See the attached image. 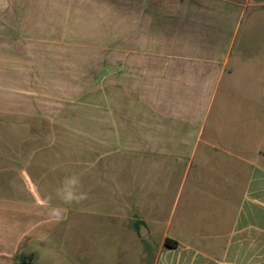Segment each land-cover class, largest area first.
<instances>
[{"label":"crops","instance_id":"1","mask_svg":"<svg viewBox=\"0 0 264 264\" xmlns=\"http://www.w3.org/2000/svg\"><path fill=\"white\" fill-rule=\"evenodd\" d=\"M114 1L116 30L103 32L85 75L36 64L41 86L51 71L52 83L74 89L51 100L42 89L12 98L13 86L27 82H13L4 37L0 93L9 97L0 111L36 104L56 118L60 106L84 104V152L98 145V172L75 183L85 196L92 191L99 209L77 211L112 221L116 248L126 231L144 252L158 237L150 264H264V0ZM88 7L102 17L109 4ZM104 219L97 228L84 223L86 264L103 259L104 240L98 246L93 232H106Z\"/></svg>","mask_w":264,"mask_h":264},{"label":"rangeland","instance_id":"2","mask_svg":"<svg viewBox=\"0 0 264 264\" xmlns=\"http://www.w3.org/2000/svg\"><path fill=\"white\" fill-rule=\"evenodd\" d=\"M114 2L108 0L109 7L102 9L100 17L98 8L88 7L89 0H0V44L4 37L10 38L5 43L11 47L12 80L27 82L13 86L12 98L39 96L42 89L43 97L51 100L73 91L60 85L61 81L60 86L52 83L51 71L43 72L50 81L43 80L41 86L42 72L36 64L59 65L65 74L75 70L85 75L82 65L98 60L95 54L105 43L100 39L103 32L110 37L116 30ZM99 18L108 23L90 22ZM114 42L108 40V47ZM2 73L1 82L8 86L9 73ZM8 97L0 93V100ZM21 105L24 108L0 111V264H86L84 223L95 228L104 218L77 211L99 209L92 191L85 196L82 186L75 183V179L88 178L90 171L98 172V145L93 144L97 151L84 152L90 143L84 127L85 106L62 105L60 115L53 118L51 108L41 112L36 104ZM86 162H96L95 170H89ZM104 222L106 232H93L96 243L104 240L99 249L103 259L94 255L93 264L151 263L158 237L148 240L153 248L144 252L133 234L125 231L123 247L116 248L119 231L110 228L112 221ZM78 241L79 248H73L72 243Z\"/></svg>","mask_w":264,"mask_h":264},{"label":"trees","instance_id":"3","mask_svg":"<svg viewBox=\"0 0 264 264\" xmlns=\"http://www.w3.org/2000/svg\"><path fill=\"white\" fill-rule=\"evenodd\" d=\"M165 245L167 247H173V243L171 244L170 241L168 239L165 240Z\"/></svg>","mask_w":264,"mask_h":264}]
</instances>
